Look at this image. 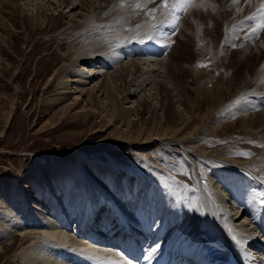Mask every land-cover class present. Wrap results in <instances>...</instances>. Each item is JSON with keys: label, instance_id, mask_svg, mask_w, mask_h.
Wrapping results in <instances>:
<instances>
[{"label": "rangeland", "instance_id": "rangeland-1", "mask_svg": "<svg viewBox=\"0 0 264 264\" xmlns=\"http://www.w3.org/2000/svg\"><path fill=\"white\" fill-rule=\"evenodd\" d=\"M3 1L7 3L8 8H5L4 5H2L4 7H0V16L4 18L7 27L6 30H3L2 24L0 25V36L6 40L0 50L3 58L0 62V264H21V256L24 255L31 243L30 241H23L22 236L13 228L11 222H6L7 216L9 217L8 220L11 221L13 217L20 219V221L23 220L18 215L21 213L22 208L25 209L26 207L24 195L20 188L22 186L28 193L31 208L38 205V200V203L45 201V203H48V205L46 204L47 207L50 209L61 207L63 214L66 215H69L71 211L69 204L72 205L74 200L79 198L83 199L84 205H79L80 210L78 212L81 213H76L81 215L83 213V216H85L89 203L95 198L99 202L95 218L98 213L102 214L106 212V209L108 210L107 202L109 200L114 201V209L119 214L127 213L130 210V207L126 204L117 202L122 198L118 193L121 189L120 184H126L123 188L124 191H129L132 196H136L133 201L135 200L134 205L137 206L144 205L147 202L150 196L149 190L157 189L159 194L167 201L176 205L177 214L180 213V216H182L189 213L195 217L202 239L206 237V241L212 246H206L208 252L214 253V256L217 255L223 259L224 253L217 248L224 242L218 239L219 235L216 233V224L212 222L211 211L215 207L218 210L217 214L222 219L228 220L225 205L222 204L218 195L222 193L223 189L227 192L226 194L223 190L222 195L227 198L228 208H236V211L240 210L241 213L244 210L248 213L246 207L240 206L249 200L248 197H244L243 194L237 195L238 198L241 197L244 201L240 203L241 199L237 200L235 194H233V189L237 187H232L231 191L227 187H223L219 193V189L216 188L219 186H217L216 180L212 181V178L214 179L215 174L226 176L227 173L221 170L213 171L209 168L210 166L208 167V162H205L204 159L206 158L203 156L200 157V162H196L194 159L199 156L195 154L193 149L188 151L193 153L195 157L189 158L184 148L165 143L166 141L155 144L144 142L146 138L145 128L155 126L154 129H158L160 127L158 124H161L162 119L165 122L168 116L174 114V111L170 108L169 110L161 108L162 99H156V88L153 83L144 86L143 91L140 89L137 95L128 102L122 101L124 96L121 92L126 90L124 85L119 86V90H113L109 100L105 99L103 93L97 92L100 86H103L104 90L106 89L109 75L115 71L111 66L103 68L104 62L117 57L116 62L124 66L133 63V61H144L152 57L150 50L153 46L149 52L147 49L148 46L151 47V44H153L152 39L141 40L142 36L148 34L149 30H143L142 26L137 27L129 32V34L134 32L130 37L120 38L122 32H117L116 29L110 30L109 17L111 12H106L105 7L109 0H92V2L90 0H78V2H75V4L84 2L86 6H92L93 10H105V13L100 17L105 23H95L91 14L89 15L90 9L82 10L79 5L75 11L69 13L71 9L68 11V8L65 7L71 5L70 3L63 4V0H20L18 6H21L25 12L15 14L12 22L8 23L5 14L8 11L11 12L13 5L11 6V3H9L10 0ZM14 2L16 3V0ZM158 2L159 5L162 4V1L158 0ZM179 14H181L182 19L179 21L177 28L172 29L168 35L165 32L161 36L160 42L164 39H172L174 35L179 34L182 29V22L186 19V14L181 12ZM52 17L62 22L61 27L54 28L52 22L48 21V18L51 19ZM38 18H41V22L45 23L43 27L37 23ZM135 19L133 18V21ZM89 20V24H84ZM71 24L75 26L67 30ZM102 27L105 30L107 28V30H101ZM116 27L122 28L120 25H116ZM98 30L101 33L106 32L108 36L120 35V37L112 38V40L108 36L103 38L99 45L101 48L99 46L95 48L98 52L100 50L99 53L97 52V56H89V60H94L95 63L88 65L93 68L87 69H93L95 72L104 69L108 73L96 74L93 79L87 81V85L74 83L77 70L81 72L83 67L79 65L76 69L73 68L72 59L69 60L70 57L67 58V56L71 50L77 52L86 44L99 42L102 36H95ZM186 35L192 38L190 34ZM115 40L118 42L117 44L127 45L132 52L128 53L122 48L120 53L116 48L109 49V46L115 47L117 45L111 43ZM182 40L183 38L179 40V43ZM140 44L141 46L144 45V51L140 50ZM168 45H172V47H166L165 49L168 50H162L161 53L153 57L158 58L159 61L164 60L166 54L170 53L173 47L176 48L175 43ZM197 48L198 45H194L196 52ZM156 49H159V47H156ZM174 52L171 55L172 62H175L178 58L176 49ZM118 54L122 57L119 58ZM96 57H100L101 60L96 59ZM164 64H166V61ZM159 68L160 66L152 67L155 70L153 76L156 79L161 74L163 79L160 78V82L163 83L168 94L178 93L177 90H174L176 88L187 92L189 104L187 103L186 108L178 109L181 112L180 114H183V117L189 119V121L192 117L191 129L186 131L185 134L191 133L192 129L198 126L203 128L204 125H208L211 117L210 120H207L208 118L202 120V118L207 114L209 106H200L199 102L202 97L197 84L193 82V78L190 75L180 76L178 69H174L172 75L164 68L163 70H159ZM184 68L193 72L198 69V66L186 64ZM208 68L214 69L211 65ZM60 69L62 74L56 79L51 78L54 72ZM209 69L204 71L208 72ZM130 79H127V82ZM66 82H68L67 85L69 84L71 89H61ZM80 89H83V92H80ZM92 90L95 97L91 102L89 100L92 97H90L89 92H92ZM65 91L71 92L67 100L56 101L60 97L59 94ZM144 92L148 96L152 108L157 107L156 113L154 111L148 113L149 110H147L139 116H135V114L117 116L118 113L123 114L126 108L136 107L141 96H145ZM76 97L78 98L76 99ZM73 102L78 103V109L74 107L73 110L64 111V107ZM192 104L194 105L193 110L191 109ZM259 104L264 108L263 104ZM175 106L179 107L178 104ZM204 122L206 123L204 124ZM225 123L227 121L222 123L221 126ZM211 129L203 132L200 138H193V140H196L195 147L202 146L201 143H210L213 150L231 148V145L224 143L230 133L221 132L220 135H216ZM139 132L142 133V136ZM240 139L232 144V147H235L233 149L248 150V148H252L258 152L254 156L263 154L264 146L258 141L254 140L251 145H247L248 141ZM215 145L217 147H214ZM236 157L239 158L240 156L236 155ZM259 159L261 158H257V160ZM228 172L231 173V171ZM236 172L242 173V171ZM242 174H247L245 178L241 175L243 181L251 175V178L257 176L256 173L249 170L243 171ZM236 177L238 176L236 175ZM140 185L145 186L144 188L148 187L149 190L144 191ZM257 204L262 205L264 208V200H260ZM168 208L171 209V207ZM118 213L111 208L107 215H112V218L115 219V214L118 215ZM232 213L234 217L235 212ZM246 216L244 214L241 219H234L229 227H237L244 221ZM124 220L126 221V219ZM23 222L26 221L23 220ZM78 222L79 220L75 219V222L67 227L68 233L77 240L79 239V242H86L88 236H84V238L78 236V231L81 228H79ZM248 224H250V220L245 223L246 226ZM124 226V229L127 230L124 231L123 229L122 232L126 233L130 228ZM132 229L141 232L140 228L132 226ZM147 231L145 230L146 233H148ZM223 235L227 236L225 232ZM263 235L262 233L256 235L258 243L262 246H264ZM165 237L166 233L163 238ZM147 238L146 242L151 243L153 239ZM135 240L138 241V238L135 237ZM93 241L99 243L97 240ZM160 241L159 244L161 245L165 242L164 240ZM124 243L123 241L121 244ZM154 246L151 249L149 244L145 251L149 249L154 253L159 252L161 246H156L160 247L159 249ZM118 249L125 253L124 260L133 259V255H128L124 247L119 246ZM175 251L174 258L172 255L168 260L175 261L179 257L186 256L181 251H177L178 253ZM162 252L165 253L164 249ZM253 252L256 253L253 254V258H258L260 254L264 256V253H257V250H253Z\"/></svg>", "mask_w": 264, "mask_h": 264}, {"label": "bare ground", "instance_id": "bare-ground-1", "mask_svg": "<svg viewBox=\"0 0 264 264\" xmlns=\"http://www.w3.org/2000/svg\"><path fill=\"white\" fill-rule=\"evenodd\" d=\"M19 1L16 0V3L14 0L9 1L13 7H11L10 13L8 11L5 14L8 23L12 22L15 14L18 15L25 12L21 6H18ZM75 2H78V0H63V4L70 3L71 5L65 7L68 8V11L71 9L69 13L75 11L79 5L82 10H86V8L90 9L89 15L91 14L95 23H105L100 18L105 13V10H93L91 8L92 6H86L84 2L81 4H75ZM169 2L171 3V0ZM195 2L197 5L203 4V8H189L186 13V19L182 22V29L179 34L177 36L174 35L172 39H164L160 42L161 36L165 32H167V35L171 33L173 28L168 25L173 23L175 17H179V21H181L182 16L179 12L174 16H168L166 9L163 12L157 11L160 8L158 0H154L151 3L148 0H109L105 7L107 9L106 12H111L109 17V22H111L110 30L116 29L117 32H122L121 37L119 34V36L117 34L116 36H108L106 32L101 33L98 30L95 36H102L99 42L86 44L77 52L71 50L67 58L70 57L69 60L72 59L73 68L76 69L79 65L83 67L81 72L77 70L74 83L87 85V81L93 79L96 74L108 73L104 69L97 72L93 69H87L93 68L88 66L95 63L94 60H89V56H97L100 50L98 52L95 48L100 45L103 38L108 36L112 40L115 37H130L134 32L131 34L129 32L141 26L144 28L143 30H149L147 32L148 34L143 35L141 40L147 41L150 38L152 39L153 44L147 48L149 52L153 46L150 50L152 57L144 61H133V63L124 66L116 62L117 57H113V59L104 62L103 68L111 66L115 71L109 75L106 89L104 90L103 86H100L97 92L103 93L105 99L109 100L112 91L119 90V86L124 85V89L126 90L121 92L122 96H124L122 101L128 102L137 95L140 89L143 91L144 86L153 83L156 88V99H162L161 108L167 110L170 108V110L172 109L174 111V114L170 117L168 116L165 122L162 119L161 124H158L160 125L158 129H154L155 126L145 128L146 138L144 142L155 144L166 141L165 143L184 148L189 158L195 157L193 153L188 151L193 149L195 154L199 156L194 159L196 162H200V157L203 156L206 158L204 159L205 162H208V167L210 166L209 168L213 171L221 170L227 173L226 176L215 174L214 179L212 178V181L216 180L217 186H219L216 187L219 189V193L223 187H227L230 191L237 187L233 189V194H235L237 200L241 199L240 203L244 202L241 197L238 198L240 194L248 197L249 200L240 205L246 207L248 213L245 212L246 210L241 213L240 210L236 211V208H228L227 198H224L222 195L223 189L222 193L218 195L220 196L222 204L225 205L226 215L229 217L228 220L222 219L217 214L218 210L215 207L211 211L212 222L216 224V233L219 235L217 237L220 241L223 240L224 242L217 249L224 253V258L222 259L217 255L214 256V253L211 254L208 252L206 246H212L206 241V237L202 239L199 228L196 225L197 220L195 217L189 213H185L182 216H180V213L177 214L178 209H176V205L173 202L167 201L159 194L157 189L149 190L148 187L144 188L145 186L140 185L144 191L149 190L150 196L144 205L137 206L134 205L135 200L133 201L136 196H132V193L129 191H124L125 189L123 188H125L126 184H120L119 187L121 189H119L118 193L122 196L121 200L123 202L121 200L117 202L126 204L130 207V210L127 213L123 212L119 214L114 209V201L109 200L107 202L108 210L106 209V212L102 214L98 213V216L95 218L99 205L98 200L95 198L89 203V208L85 216H83V213L82 215L78 214L81 213L78 212L80 210L79 205H84L83 199L79 198L74 200L72 205L69 204L71 211L69 215H66L63 214L61 207H53L50 209L47 207L48 203H45V201L38 203L39 200L37 201V199L38 205L32 206L31 208L26 189L23 186H19L24 195L26 207L25 209L22 208L21 213L18 215L26 222L24 223L23 220L20 221V219L14 217L11 221L8 220V216L6 217V222H11L13 228L22 236L23 241L31 242H29V246L27 245L28 248L27 250L25 249L24 255L21 256V264H163L164 261L166 263L167 261L169 262L171 259H168L172 255L174 258L175 249L181 251L186 256L179 257L175 261L171 260L174 264L177 262V264H264L263 255L260 254L258 258H253V254H256L253 250H257V253H264V246L260 245L256 238L257 234H264V208L262 205L257 204L260 200H264V152L261 156H254L258 153L256 149L248 148V150H239L238 148V150H235L233 149L235 147H232V144L238 142L239 138L248 141L247 145H251V142L256 140L264 146V108L259 104L264 105V32H261L259 39L248 40L246 38L251 32V29L248 27L249 22L246 18L257 12L260 8L261 0H238V3H233V0H195ZM136 4H140L141 8L137 9L135 7ZM2 5L8 8L7 3L0 0V7ZM204 9L207 10L205 11ZM188 17L189 19L187 20ZM133 18L136 19L133 21ZM48 21L52 22L54 28L61 27L62 22L59 19L52 17L51 19L48 18ZM2 22H4V18L0 16V25L2 24L4 30L7 27L5 26V22ZM37 23L42 27L45 24L41 22V18H38ZM89 23L90 20L84 24ZM154 24H163L164 26L154 29L152 27ZM116 25L122 26L123 29L116 27ZM69 26L67 30H70L75 25L71 24ZM101 30L105 29L102 27ZM186 34H190L192 38ZM181 38L183 40L179 43ZM5 43V38L0 36V50ZM111 43H115L116 45L118 42L115 40L114 42L111 41ZM170 43H175L176 48L173 47L170 53L166 54L164 60L159 61L158 58L153 57L156 56L154 52H160V49H156V47L161 48L162 46L163 48V46ZM194 45H198L197 52L194 49ZM143 46L140 44V50L144 51ZM169 47H172V45ZM110 48H116L119 53L121 48L128 53L132 52L127 45L120 43L115 47L111 45L109 46ZM175 49L178 53V58L175 62H172L171 55ZM113 56L115 55L113 54ZM118 57L121 58L122 55L118 54ZM2 59V55L0 54V62ZM96 59L99 60L100 57H96ZM165 61L166 64H164ZM186 64H195V66L202 64L206 65V67H198L196 71L192 72L184 68ZM210 65L214 69H209L208 67ZM154 66H160L159 70H163L164 68V70L169 71L172 75L173 70L178 69L177 71H179L180 76L190 75L193 78V82L197 84L198 90L201 93L202 100L199 102L200 106H209L207 114L202 118V120H206L207 118V120L211 119L208 125H204L203 128L198 126L193 128L191 133L185 134L186 131L191 129L192 117L189 121V119L183 117V114H180L181 112L178 109L186 108L188 103L187 92L176 88L174 90H177L178 93L174 95L171 93L168 94L165 91V86L160 82V78L163 79L161 74L156 79L153 76L155 70L152 67ZM207 69H209L208 72L204 71ZM60 74H62L61 69L55 71L51 78L56 79ZM127 79L130 80L127 82ZM67 83H64L61 89H71ZM80 92H83V89H80ZM69 93L71 92H61L59 94L60 97L56 101H66ZM89 93L90 97H92L89 101L92 102L95 97L93 90ZM175 103L178 104V108L175 106ZM74 107H79L78 103L75 104L73 102L67 104L64 107V111L68 112L69 110H73ZM193 107L194 105L191 107L192 110ZM147 110H149L148 113L150 111L151 113L153 111L156 113L157 107L154 106L152 108V104L148 101V96L145 93V96H141L136 107L126 108L123 114L118 113L117 116L131 114L139 116ZM223 121H227V123L221 126L224 123ZM177 127L179 128L177 129ZM208 129L214 131L216 135H220L221 132L230 133L224 143L231 145V148L227 150L223 148L213 150L210 143H201L203 144L202 146L195 147L196 140H193V138H200L203 132H207ZM139 133L142 136V133ZM214 147L217 146L215 145ZM244 153L250 155L245 156L243 155ZM236 155L240 157L238 158ZM257 158L261 159L257 160ZM241 168L256 173L257 176L255 175L253 176L254 178H251V175L247 180L243 181L241 175L245 178L247 174H242L245 170ZM228 171H231V173ZM236 171H242V173ZM138 192L140 193L141 191ZM224 193L227 194L225 190ZM14 199L17 200L16 197ZM168 207H171V209L169 210ZM111 208L118 213V215L115 214V219L112 218V215H107V212ZM233 211L235 212L234 217L232 216ZM129 212L132 213L129 214ZM244 214L247 216L242 223L237 225V227H229L234 219H241ZM225 218L227 217L225 216ZM75 219L79 220L78 226L79 228L81 227L78 231V236H82V238L88 236L86 242H79V239L77 240L68 233L67 227L75 222ZM249 220L250 224L246 226L245 223ZM124 225L127 226L126 228L128 226L130 228L126 233H124L127 230L124 229ZM132 226L140 228L141 232L135 231L132 229ZM123 229L124 231L122 232ZM145 230H148V233ZM224 232L228 237L223 235ZM165 233L166 237L163 238ZM37 236L40 237L36 238ZM135 237L138 238V241L135 240ZM146 238L153 239L151 241L152 244L149 243V248L154 245V247L161 246V248L156 247V249L160 248L159 252L154 253L149 249L145 251L149 245L148 241L146 242ZM39 239L41 240L39 241ZM93 240H97L99 243ZM160 240H164L165 242L161 245L159 244L161 242ZM123 241L125 243L121 244ZM23 244L26 245L25 243ZM119 246L124 247L128 255H133V259L124 260L125 253L121 249H118ZM163 249L165 253H161ZM177 251L175 252L178 253ZM145 254L148 257L143 260V255ZM120 255L123 256L121 257Z\"/></svg>", "mask_w": 264, "mask_h": 264}, {"label": "snow or ice", "instance_id": "snow-or-ice-1", "mask_svg": "<svg viewBox=\"0 0 264 264\" xmlns=\"http://www.w3.org/2000/svg\"><path fill=\"white\" fill-rule=\"evenodd\" d=\"M148 2H154V0H148ZM233 3H238V0H233ZM135 7L137 9L141 8L140 4H136ZM192 7H200L203 8V4L197 5L195 0H162V4L157 11L163 12V10H167L168 16H174L176 13L181 12L186 14L189 8ZM205 11L207 9H204ZM248 23V27L251 29L250 34L246 37L248 40H255L259 39L261 32H264V0H261L260 8L257 12L249 17L246 18ZM179 23V17H175L173 23L168 25L173 29H176ZM163 24L159 25H152L154 29H158L163 27ZM170 45L166 44L165 47H169ZM198 67H206V65H197ZM243 155L248 156L250 154L244 153Z\"/></svg>", "mask_w": 264, "mask_h": 264}]
</instances>
